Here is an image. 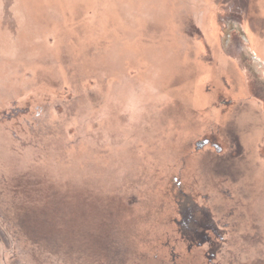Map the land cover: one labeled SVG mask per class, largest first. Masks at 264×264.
<instances>
[{
  "label": "rangeland",
  "instance_id": "obj_1",
  "mask_svg": "<svg viewBox=\"0 0 264 264\" xmlns=\"http://www.w3.org/2000/svg\"><path fill=\"white\" fill-rule=\"evenodd\" d=\"M255 79L264 0H0V264H264Z\"/></svg>",
  "mask_w": 264,
  "mask_h": 264
},
{
  "label": "flooded vegetation",
  "instance_id": "obj_2",
  "mask_svg": "<svg viewBox=\"0 0 264 264\" xmlns=\"http://www.w3.org/2000/svg\"><path fill=\"white\" fill-rule=\"evenodd\" d=\"M254 81L255 82L253 83L255 84V87L258 86L257 80L255 79ZM258 87L264 93V89L261 86H258ZM263 97L264 95H262V101H264ZM204 146H211L212 149L219 151V152L223 150V147H221L219 143H215V142L211 143L210 138H205L203 141L197 144L198 149L203 148ZM188 210L184 211V216H183V219L181 220V226L186 231L185 233H187V234H184L183 238L188 237L191 240V243L195 244V246H200L202 243L203 245H208L209 249L212 251L213 247H215L216 245H213L214 235L209 234V232H213L211 230L213 226L209 225V215L206 212H204V209L202 208L199 209L196 206L193 209H188ZM202 214H203V218L200 217V215ZM194 238H199V239L201 238L203 242H201V244L199 245L195 242ZM218 241L219 240L217 239L215 242H218ZM213 256H215V253L213 254Z\"/></svg>",
  "mask_w": 264,
  "mask_h": 264
},
{
  "label": "crops",
  "instance_id": "obj_3",
  "mask_svg": "<svg viewBox=\"0 0 264 264\" xmlns=\"http://www.w3.org/2000/svg\"><path fill=\"white\" fill-rule=\"evenodd\" d=\"M239 28H240V25L239 24L238 25H230V26H227V28L224 30L225 31V39L223 41L224 48L226 46L232 47V45H231V43H232V36L230 34V31L231 30L232 31H234V30L237 31L239 33L241 39L242 40H245L244 37L242 36V34L240 33ZM247 42H248V40H247ZM228 49H231V48H228ZM240 57H241V60H242L241 61L242 62V65H244V67H253V66L256 65L257 66V69H258V68H261V66L263 65L261 63L262 61H260V59L257 58L258 56L256 57V55H254L253 53H245V52H243V55H241ZM249 64H252V65H249ZM256 75H257V73H256ZM256 75H253V76H256ZM262 80H260V83H262L261 87L264 89V82Z\"/></svg>",
  "mask_w": 264,
  "mask_h": 264
},
{
  "label": "water",
  "instance_id": "obj_4",
  "mask_svg": "<svg viewBox=\"0 0 264 264\" xmlns=\"http://www.w3.org/2000/svg\"><path fill=\"white\" fill-rule=\"evenodd\" d=\"M239 31H240V33L242 34V36L244 37V39L247 41L246 37L244 36L245 34H244V32L242 31L241 28H239Z\"/></svg>",
  "mask_w": 264,
  "mask_h": 264
},
{
  "label": "bare ground",
  "instance_id": "obj_5",
  "mask_svg": "<svg viewBox=\"0 0 264 264\" xmlns=\"http://www.w3.org/2000/svg\"><path fill=\"white\" fill-rule=\"evenodd\" d=\"M228 36V35H227ZM230 44V43H229Z\"/></svg>",
  "mask_w": 264,
  "mask_h": 264
}]
</instances>
